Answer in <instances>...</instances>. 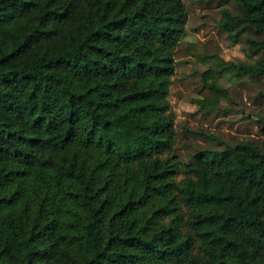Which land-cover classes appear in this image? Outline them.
<instances>
[{"label": "trees", "instance_id": "16d2710c", "mask_svg": "<svg viewBox=\"0 0 264 264\" xmlns=\"http://www.w3.org/2000/svg\"><path fill=\"white\" fill-rule=\"evenodd\" d=\"M234 1L222 29L263 36L236 61L186 44L203 107L224 72L264 76V0ZM186 19L182 0H0V264H264V116L260 142L200 148L181 181L160 155Z\"/></svg>", "mask_w": 264, "mask_h": 264}, {"label": "rangeland", "instance_id": "374dc122", "mask_svg": "<svg viewBox=\"0 0 264 264\" xmlns=\"http://www.w3.org/2000/svg\"><path fill=\"white\" fill-rule=\"evenodd\" d=\"M182 2L187 19L184 31L172 49L174 70L166 95L174 119L173 146L160 154L170 156L178 163L180 171L174 176L176 181L188 175L184 171V164L192 161V154L200 148H221L241 139L260 142L263 138L261 118L264 116V76L244 75L236 78L234 74L224 72L219 81L225 92L217 107L201 106L199 90L202 71L207 65L197 61L186 48L189 41H197L202 44L205 53H216L224 59L236 61L246 58L245 51L250 45L248 38H261L263 34L249 28L239 34L236 41H232L220 26V20L223 8L238 11L234 0ZM261 52L259 49L254 55ZM176 213L181 220L180 231L193 235L185 224L186 207L179 203ZM193 240L191 251L201 255L197 248L198 239L194 235Z\"/></svg>", "mask_w": 264, "mask_h": 264}]
</instances>
